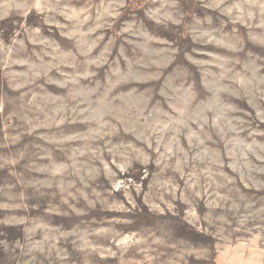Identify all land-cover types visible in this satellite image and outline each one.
Listing matches in <instances>:
<instances>
[{"label": "clouds", "instance_id": "clouds-1", "mask_svg": "<svg viewBox=\"0 0 264 264\" xmlns=\"http://www.w3.org/2000/svg\"><path fill=\"white\" fill-rule=\"evenodd\" d=\"M0 22V207L126 212L120 188L154 219L132 240L148 264H170L173 204L204 225L200 264H264V0H0ZM0 223L24 233L0 264H66L59 241L112 231Z\"/></svg>", "mask_w": 264, "mask_h": 264}, {"label": "rangeland", "instance_id": "rangeland-1", "mask_svg": "<svg viewBox=\"0 0 264 264\" xmlns=\"http://www.w3.org/2000/svg\"><path fill=\"white\" fill-rule=\"evenodd\" d=\"M25 22H32L31 13L21 21V24ZM0 137L7 139L3 123H0ZM7 178V171H0V182ZM130 178H135L131 172L120 174L117 184L126 182ZM115 192L120 196L121 202L128 211L106 212L97 205L96 208L89 209L86 216L78 217L66 205L60 204L58 197L53 198L47 193L32 195L30 192L31 198L26 201L27 212L23 209L0 207V220L14 215L17 217L28 215L49 221L51 227H58L61 230H69L76 225L82 228L88 225L111 228V232L102 237L94 238L89 247H73L71 244L59 241L57 247L67 252L66 264H148L146 257L132 240L139 239L137 233L143 226L154 223V219L148 215L140 216L137 214L136 209L142 201L134 198L135 193H133V199L129 203L128 196L122 195V189L116 188ZM32 204H39V208L32 209ZM82 206L83 202L78 205V207ZM175 209L176 205L173 204L167 212L159 213L160 216L172 217L167 225V231L169 237L176 242L175 247L165 250V256L170 260V264H200L207 253L203 238L204 225L197 223L193 217H189L187 207H184L179 215L176 214ZM144 211L150 212L151 209L145 204ZM193 211L195 217L200 216V208H195ZM0 233H3V235H0V240H7L10 244L16 240L22 241L24 236L22 226L13 224L0 223ZM116 233H119V236L114 238ZM127 237L132 239L126 240ZM122 240L125 241L123 244L121 243ZM6 259L7 256L3 251V246L0 245V261H6ZM217 264H221L220 257H217Z\"/></svg>", "mask_w": 264, "mask_h": 264}]
</instances>
